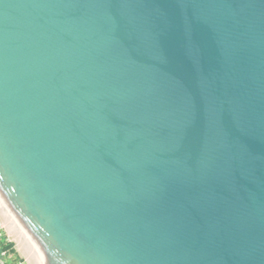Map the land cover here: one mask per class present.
<instances>
[{"label": "water", "instance_id": "1", "mask_svg": "<svg viewBox=\"0 0 264 264\" xmlns=\"http://www.w3.org/2000/svg\"><path fill=\"white\" fill-rule=\"evenodd\" d=\"M0 203L38 264H264V0H0Z\"/></svg>", "mask_w": 264, "mask_h": 264}, {"label": "crops", "instance_id": "2", "mask_svg": "<svg viewBox=\"0 0 264 264\" xmlns=\"http://www.w3.org/2000/svg\"><path fill=\"white\" fill-rule=\"evenodd\" d=\"M3 211H6L3 207ZM11 218L9 217V215L4 214L1 215L0 217V239L6 243V244H10V248L7 249H3L1 248L0 245V264H38L37 261H32V262H21V261H16V256H19V249L17 248V242H15L12 238L9 237V231L8 229L13 228V226H11L12 222H11ZM10 225L11 228H8L7 226ZM20 241L23 242V244H25L26 248H28L26 242L24 241L23 237L20 235ZM28 250L30 251V249L28 248ZM31 252V251H30ZM21 259L22 257L19 256ZM32 257L34 258V256L32 255ZM35 259V258H34Z\"/></svg>", "mask_w": 264, "mask_h": 264}, {"label": "rangeland", "instance_id": "3", "mask_svg": "<svg viewBox=\"0 0 264 264\" xmlns=\"http://www.w3.org/2000/svg\"><path fill=\"white\" fill-rule=\"evenodd\" d=\"M6 214V211H3V206L0 203V217L1 215ZM12 222V221H11ZM11 226H13V228L10 227V225H8V229L9 231V237L12 238L15 242H17V248L19 249V256L22 257V259L17 255L16 256V261H27V262H32V261H36L33 257H32V253L28 250V248H26L25 244H23L22 241H20V232L17 229V227L15 226V224L12 222Z\"/></svg>", "mask_w": 264, "mask_h": 264}, {"label": "trees", "instance_id": "4", "mask_svg": "<svg viewBox=\"0 0 264 264\" xmlns=\"http://www.w3.org/2000/svg\"><path fill=\"white\" fill-rule=\"evenodd\" d=\"M0 245H1V248H3V249H7V248H10L11 247L10 244H6L3 241V239L2 240L0 239Z\"/></svg>", "mask_w": 264, "mask_h": 264}]
</instances>
